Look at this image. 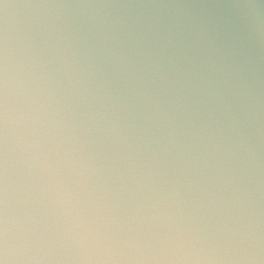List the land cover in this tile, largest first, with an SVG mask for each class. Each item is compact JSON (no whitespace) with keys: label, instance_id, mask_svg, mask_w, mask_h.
Here are the masks:
<instances>
[{"label":"clouds","instance_id":"clouds-1","mask_svg":"<svg viewBox=\"0 0 264 264\" xmlns=\"http://www.w3.org/2000/svg\"><path fill=\"white\" fill-rule=\"evenodd\" d=\"M0 264H264V0H0Z\"/></svg>","mask_w":264,"mask_h":264}]
</instances>
